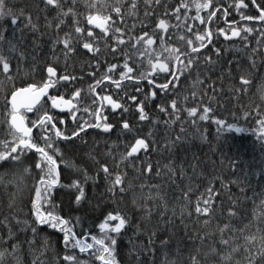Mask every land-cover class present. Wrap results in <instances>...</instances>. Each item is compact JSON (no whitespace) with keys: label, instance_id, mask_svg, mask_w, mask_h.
<instances>
[{"label":"trees","instance_id":"trees-1","mask_svg":"<svg viewBox=\"0 0 264 264\" xmlns=\"http://www.w3.org/2000/svg\"><path fill=\"white\" fill-rule=\"evenodd\" d=\"M90 2L92 0H75V3L58 0L62 7L57 8L46 5L45 0H5L6 7L15 12L23 10L24 16L16 23L8 16L0 20V32L5 41L17 42L18 46L13 52L7 43L0 44L4 49L2 54L9 57L10 63L7 73L0 64V140L6 139L4 132L8 125L4 120L11 107V94L30 84L40 86L48 79L49 64L57 68V78L61 75L77 78L74 84L63 87H60L63 82H59L49 95L68 99L78 88L77 115L72 118L71 113L56 112L48 96L32 113L22 111L26 123L36 118L38 109L40 115L48 112L54 120L62 116L63 121L57 123V127L70 137L78 122L80 125L96 122L93 113L101 104L95 103L99 97L88 91L89 85L94 83L89 74L97 73L99 79L107 65L95 68V54L83 49L86 32L82 35L74 32L75 27H91L93 33L101 31L96 25L87 24ZM107 2L121 7L123 18L113 15L112 19L120 21L113 26L126 33L125 44L117 45L121 51L114 57L102 44L99 55L105 61L116 63L119 71H125L124 52L128 53L133 73H137L138 68L150 71L147 56H138L128 45L129 35L136 37L142 32L153 35L151 47L156 50L161 49L159 36L162 35L165 47L174 46L185 54L198 47L197 33L210 30L211 41L205 40V47L193 55L192 65L179 73V79L173 81L171 76L151 73L157 86L169 83L164 91L150 85L148 78L139 82L120 80L118 72L113 70V80H120V89L105 81L96 87V92L112 95L128 112H113L103 103V116L114 125L110 134L100 129H85L79 139L71 137L72 143L67 144L58 142L63 138H54L53 146L60 148V153H56L58 159L63 154L59 163L60 182L51 189V204H42V210L63 216L77 237L89 243L92 242L91 234H101L98 225L108 212L127 213L131 217L130 224L116 236L115 258L119 264H192L193 258L199 264H225L222 255L229 257L231 264H247L248 252L256 253L264 238V217L257 214L264 201V132L260 130L264 97L259 91L264 82V37L260 36L264 25L258 21L245 23L243 19L257 15L258 11L249 0H245L247 8L239 9L235 0H211L210 7L201 10L200 16L206 18L210 11L215 15L211 20H198L193 19L196 16L194 0ZM183 4L189 7L177 18L173 9ZM69 8L75 16L61 14ZM24 17H31L36 27L27 26ZM159 19H165L169 29L157 34ZM230 24L241 29L237 38L228 37ZM246 26L254 31L246 32ZM220 28L229 35L218 34ZM65 34L73 41L71 51L62 43ZM187 39L192 40V45L186 46ZM108 44L111 46L112 41ZM216 48L220 49L219 53ZM166 55L161 51V57ZM178 67V64H170V68ZM241 75L248 81L243 88ZM80 77L83 79H78ZM131 95H136L138 102H144L146 121L138 122V109L128 98ZM173 100L176 101L175 109L172 108ZM205 107L210 109L206 114ZM191 108L197 111L189 114ZM121 115L134 128L135 138L145 139L149 145L124 160L121 155L130 151L135 139L132 133H121L116 124ZM204 115L206 119L202 118ZM218 120H223L224 124L217 123ZM100 164H108L109 179L99 170ZM84 170L89 177L86 181ZM11 171L8 165L0 162V173ZM116 174L121 175L122 184L115 192H109ZM4 180H10V175ZM73 180H80L85 186L87 199L80 203L67 195L76 191L66 187ZM33 199L32 176L20 187L16 183L0 182V250L7 249L9 253L4 264H69L64 259L66 255H75L87 264H103L97 256L89 254L91 249L84 253L78 247L66 249L59 228L39 224ZM205 201L209 202V212L196 213L197 204L203 208ZM84 233L90 235L84 236ZM162 240L167 243L161 245ZM224 240L228 241L227 245L221 243ZM14 245L17 246L15 253L12 252Z\"/></svg>","mask_w":264,"mask_h":264},{"label":"snow or ice","instance_id":"snow-or-ice-1","mask_svg":"<svg viewBox=\"0 0 264 264\" xmlns=\"http://www.w3.org/2000/svg\"><path fill=\"white\" fill-rule=\"evenodd\" d=\"M75 3V0H73ZM249 2L255 6V9L258 11L257 15L243 17L245 23L247 21H258L261 25H264V0H249ZM46 5H55L57 8L62 6L58 3V0H45ZM211 0H194V7L196 9V16L193 19L198 20H211L212 16L215 15L214 11H210L206 18L200 16V12L203 9H208L210 7ZM99 5V6H98ZM235 6L239 8H247L248 4L245 3V0H235ZM89 9L86 21L88 25H96L101 31L98 33H93L91 27L82 29L80 27H75L74 32L77 35H82L86 32V37L83 42V49L88 50L91 53H94L93 57L94 67L97 69L101 68L102 64L107 65V70L103 71L100 74V78L97 79V73H91L90 78L93 80V84L89 85L88 91L94 93L99 97V101L95 103L101 104V107H96L93 113L96 124L93 129V126L85 122L83 125L77 123L76 127L71 131L70 137L65 135L60 128L57 127V123L63 121V117H59L54 120L52 115H49L48 112H44L42 115L39 114V109L37 110V116L35 119H29L26 123L25 115H21V109L31 110L33 105L40 99L41 96L45 95L50 88H54L59 82L60 87H63L66 84H74L77 78L69 75H61L57 78V68L49 64L47 66L46 72L48 79L45 80L39 87L37 85H28L26 89H17L11 94V107L8 114L5 117L4 123L8 125L7 130L4 132L6 139L0 140V162H3L4 165H8L12 170L10 173H0V182H9L16 183L17 187L24 185L26 178L32 176L34 183V192L35 199L32 200L33 209L35 212L36 221L39 224H50L52 228H59L63 233V241L65 248H79L81 253L88 252L89 249L93 250L90 255L97 256V258L103 262V264H119V261L115 258V245H116V236L121 234L122 230H126V225L130 224L131 217L127 214H121L120 211H110L103 217V221L99 223L98 227L101 230L99 236L91 234L92 242L89 243L83 238L77 237L76 232H74L69 225V221L66 220L63 216L57 215L54 211L44 212L42 210V204H51L49 197L51 196V189L60 182V170L59 163L63 159V154L60 155L58 159L56 153H60L59 147L53 146L54 138H63L58 141L59 143H72L71 137L79 139L80 135L84 133L85 129L95 130L103 129L105 134H110V131L113 129V123L107 122V118L103 116L102 108L103 102H107V106H110L111 109H119L122 113H127L128 109L125 108L118 99H113L112 95H101L99 92H96V87L103 85L105 81L110 82L115 86L116 89H120V80H130V81H143L148 78L150 85L157 86L155 79L151 78V73L155 72L157 75H163L165 77L171 76L173 81L179 79V73L183 69L192 65L193 55L198 53L199 48L205 47V40L211 41L212 32L210 30H205L204 34L197 33L196 39L199 44L198 47L191 48V52L185 54L183 51L176 49L174 46L165 47L164 37L159 36L161 49L156 50L151 46L154 43V36L142 32L140 36L132 37L128 36V45L131 46L133 50L136 51L138 56L148 58V69L145 71H140L137 69V73H133V69L129 67L128 53L124 52V63L123 68L125 71H119L118 65L110 61L103 60L99 53L101 51L100 46L103 44L105 49H109L110 54L114 57L117 52L121 51V48H118L117 45L124 46L125 40L124 36L126 33L122 31L119 27H114L115 23L120 21H113L112 16L123 18V13L121 12V7L117 4L109 3L107 0H92V2L87 4ZM189 7L188 4H183V6H178L176 9H173V15H176L179 18V13L182 10H185ZM63 15L71 14L73 16L76 13L72 8H69L67 12H62ZM186 14V13H185ZM226 14V10H225ZM11 17V22L16 23L18 18L23 17V10L19 12L13 11V9L6 7L5 0H0V20H3L4 17ZM27 19V26L35 28L36 25L32 23L31 17H24ZM78 23V22H77ZM59 27V25H57ZM231 32L230 35L240 36L241 29L233 24L229 25ZM169 29V24L165 19H159L156 27L157 34L161 31ZM246 32H252L254 29L252 27H245ZM111 31V35L109 32ZM218 34L223 33L226 37L229 35L228 32H225L223 28L217 30ZM260 36L264 37V27L260 30ZM95 37V38H94ZM246 38V37H245ZM92 40L93 42L89 43L88 41ZM133 40L135 43H133ZM22 41V38H21ZM108 41H112L111 46H109ZM60 42L59 40L57 43ZM7 43L9 49L13 52L18 50L17 42L14 41H5V37L2 32H0V44ZM63 45L71 51L73 41H70L68 34H65V38L62 41ZM78 43V42H77ZM192 40H186V46L192 45ZM137 45L140 47L137 48ZM3 48L0 47V64H2L3 72L7 73L10 68L9 57L3 55ZM161 51L167 53L166 56L161 57ZM217 53L220 52L219 48H216ZM255 52V49H253ZM23 56V53H20ZM184 59H181V57ZM153 57H156L153 60ZM187 60V63L184 60ZM178 64V68H170V64ZM255 62L253 61V64ZM239 67V65H238ZM115 70L118 72L120 80H113L112 72ZM159 70V71H158ZM243 70V69H242ZM131 74V75H129ZM80 80L83 77L78 78ZM240 80L243 81L241 87L243 88L244 84H247L248 81L245 79V76L241 75ZM157 87L160 90L164 91L169 88V83L158 85ZM30 90H35L31 92ZM103 91V89H101ZM137 91H140L139 89ZM261 96L264 97V82L259 87ZM30 93V96L25 98L21 96L22 93ZM72 96L80 95V90L77 88L71 93ZM152 95L155 96L156 92L153 91ZM130 101L135 102V108L138 109V122L146 121L147 114L145 112V104L143 101H137L136 95H131L128 97ZM48 99L51 100L52 106L56 109L60 108H73L72 101L65 100L62 95H52ZM25 100L27 102H25ZM172 108L175 109L176 101L173 100ZM161 111H164L163 108H160ZM210 109L205 107L204 113L206 114ZM189 114L195 113L196 108H191L188 110ZM75 116V112H73ZM202 118L206 119L207 116L204 115ZM217 123L224 124L223 120H218ZM116 124L119 127L121 133L127 131L133 134L135 139L134 144H130V151L126 154L121 155V159L124 160L126 157H131L133 153H137L140 149H147L149 147L145 139L135 138V130L130 126L129 120L125 118L124 115H121L117 118ZM31 125V126H29ZM260 130L264 132V118L260 121ZM33 129H36V132L33 133ZM54 134V135H53ZM151 135V133H149ZM34 150V151H33ZM135 159V157H133ZM30 162V163H29ZM67 166V165H66ZM150 167V166H149ZM99 170L103 172L104 178L109 179L110 171L108 164H100ZM34 174V175H33ZM10 175V180L5 181L4 177ZM35 176H38L39 179H35ZM85 181L89 179L87 171L84 170ZM92 179H95L94 177ZM122 184V177L120 174H116L114 179L111 180L108 191L115 192L117 186ZM69 189L75 188V192H69L67 195L69 197H74L77 203H80L82 199H87L85 193V186L80 180H73L70 184L66 186ZM120 191L123 192L124 189L120 188ZM54 208L55 206L52 205ZM95 209H93L94 211ZM196 213H208L209 212V202L205 201V206L201 208L199 203L195 208ZM231 211V210H229ZM259 216L264 217V201H261L259 205V211L257 213ZM114 221V223H113ZM32 232L35 233L36 229L33 228ZM90 235V233H84V236ZM251 239V238H250ZM107 241V242H106ZM151 243V240L149 241ZM167 241H161V245L166 244ZM224 245L228 244V241L224 240L221 242ZM16 247L13 246L12 252H16ZM215 251V250H213ZM9 255L8 250H0V264H4L5 257ZM69 264H87L86 261L79 260L75 255H66L64 258ZM139 259V257H137ZM221 259L225 264H231L229 257L221 256ZM247 264H264V238L261 239V245L257 248L256 253L248 252ZM192 264H199L195 258L192 259ZM239 264V262H237Z\"/></svg>","mask_w":264,"mask_h":264},{"label":"water","instance_id":"water-1","mask_svg":"<svg viewBox=\"0 0 264 264\" xmlns=\"http://www.w3.org/2000/svg\"><path fill=\"white\" fill-rule=\"evenodd\" d=\"M226 37V36H225ZM230 39H234V38H237L238 36H235V37H233V36H231V35H229L228 36ZM57 74V73H56ZM28 87V86H27ZM27 87H23V88H20V89H26ZM38 87V86H37ZM51 89L52 88H50L49 90H48V92L45 94V95H43V96H41L40 97V99L36 102V104L35 105H33V107L31 108V110H27V112L28 113H31L33 110H34V108L35 107H37L38 105H39V103L45 98V97H47L48 96V94L50 93V91H51ZM31 92H34L35 90H30ZM15 92V91H14ZM21 96H23V97H25V98H27V97H29L30 96V93H28V92H26V93H22L21 94ZM25 102H27L26 100H25ZM106 102V101H105ZM10 103H11V97H10ZM73 105V104H72ZM106 105H107V102H106ZM54 108V107H53ZM72 108H60V109H56V108H54V110L55 111H57V112H59V113H64V112H67V111H70ZM22 110H24V109H21V111ZM118 109H115L114 111H117ZM20 114H21V112H20ZM22 115V114H21ZM103 130V129H102ZM114 222V221H113Z\"/></svg>","mask_w":264,"mask_h":264},{"label":"flooded vegetation","instance_id":"flooded-vegetation-1","mask_svg":"<svg viewBox=\"0 0 264 264\" xmlns=\"http://www.w3.org/2000/svg\"><path fill=\"white\" fill-rule=\"evenodd\" d=\"M74 111V110H73ZM71 114H72V112H71ZM72 116V115H71ZM95 124H96V122L94 123V124H91L93 127H95Z\"/></svg>","mask_w":264,"mask_h":264}]
</instances>
